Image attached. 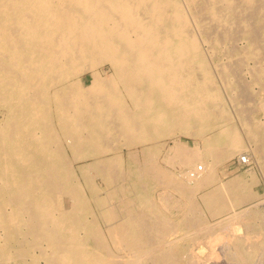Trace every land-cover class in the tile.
<instances>
[{
	"label": "bare ground",
	"instance_id": "obj_1",
	"mask_svg": "<svg viewBox=\"0 0 264 264\" xmlns=\"http://www.w3.org/2000/svg\"><path fill=\"white\" fill-rule=\"evenodd\" d=\"M251 146L264 169V0H0V264H200L219 246L254 264L257 179L220 177Z\"/></svg>",
	"mask_w": 264,
	"mask_h": 264
},
{
	"label": "rangeland",
	"instance_id": "obj_2",
	"mask_svg": "<svg viewBox=\"0 0 264 264\" xmlns=\"http://www.w3.org/2000/svg\"><path fill=\"white\" fill-rule=\"evenodd\" d=\"M222 60H223V58H221ZM223 61H225V60H223ZM105 70H107L108 71V66H105ZM88 78V77H87ZM89 79V78H88ZM248 80H249V77H248ZM246 91H248L249 92V90H246ZM257 91L259 92V90H258V88L257 87H254V89L253 90H250V92H249V94L252 96V95H254L255 96V99H256V95H258V93H257ZM254 93V94H253ZM248 94V95H249ZM253 96V97H254ZM232 105V104H231ZM231 105H229L230 106V108H232V110L234 109L233 108V105L231 106ZM249 105H251V106H249L251 109L253 108V107H255V105L254 104H252V103H249ZM235 122H237V121H235ZM179 139H180V141H182V142H185V143H187L189 146H192L193 144H194V140L192 139V138H190V137H185V136H180L179 137ZM165 140V141H164ZM162 144H165V146L163 147V148H161V149H159L158 150V153H157V157L159 158V162H160V160H161V164L163 165H165V162L164 163H162L164 160H165V158L168 156V147L169 146H172V139H167V138H164L162 141ZM198 143L201 145V142L200 141H198ZM168 145V146H167ZM253 149H254V146H251L250 148H247V149H245L244 151H242L240 154H238V155H235L234 157H232V158H230L229 160H227L222 166H220L221 168L220 169H222L221 170V172H220V177L223 179V180H225V181H227V180H229V179H232V178H234V177H236V176H243L244 177V180L246 181V183L247 182H249V180H250V173H254V175H255V177H256V179H257V182L255 183V185H254V189L261 195V197L259 198V199H257V200H253V201H249V203L248 204H246V206H242L241 207V210L243 209V208H247L248 206H250V205H252V206H255V205H257V206H259L260 208H264V203H261V202H259L260 200L261 201H264V178H262V177H264V171H262V170H264V169H262V165L261 164H259L258 163V161H257V159H256V156L254 155V152H253ZM140 150V149H139ZM126 154V155H125ZM247 154V155H246ZM123 155H124V158L127 160V151L126 150H124L123 151ZM253 155V156H252ZM164 156V157H163ZM243 156H245V157H247V160H248V162L246 163V165H245V163L243 164H241L240 163V159H241V157L242 158H244ZM253 157V158H252ZM142 160V159H141ZM84 163L82 162V161H80V162H78V163H76L75 164V166H80V165H83ZM256 164V165H255ZM128 165H127V161H126V164L124 165V168H123V170H128ZM258 169V170H257ZM249 170V171H248ZM223 171H224V175L222 174L223 173ZM248 171V172H247ZM261 173H260V172ZM247 172V173H246ZM244 174V175H243ZM249 174V175H248ZM261 177H260V176ZM97 185L101 188V189H104V185H102L101 184V182L99 181V180H97ZM257 185V186H256ZM261 186V187H260ZM156 190V189H155ZM154 190V192H155V196H156V194H157V192H159L158 191V189H157V191H155ZM159 190H161V189H159ZM198 200V199H197ZM258 201V202H257ZM197 202H199V204L201 203V200L199 199ZM260 204V205H259ZM64 205H65V208L66 209H68L69 207H70V203H69V201H68V199H66L65 198V200H64ZM69 206V207H68ZM202 206V205H201ZM251 207V206H250ZM93 208H94V206H93ZM201 211H203V213H204V215L206 216V218L211 222V223H214V222H216V221H219V220H221V219H223L224 218V215H220V216H217V217H214V218H209V216H208V214L209 213H207V210H206V208H205V206L203 207L202 206V208H201ZM95 215H97L98 216V212L96 211L95 212ZM181 213L180 214H178L177 215V218H181ZM184 233H186L185 231L184 232H181V234H184ZM189 249H190V251H189ZM188 252L189 253H191V247H188ZM200 251H202L203 252V254H201V259L202 258H204V256H205V258H206V253L208 252V250L206 249V248H203V249H199V248H197V250H196V252H200ZM216 251L218 252V254H220V255H218V259H209V260H201L200 261V264H204V263H206L207 261V263L206 264H237L236 262L234 263L233 262V260L232 259H229V257L227 258V256L224 254L225 252H228V250H225L223 247H221V246H219V247H217L216 248ZM224 251V252H223ZM225 255V256H224ZM223 258V259H222ZM226 258V259H225ZM225 259V260H224ZM202 261H204V262H202ZM258 261V262H257ZM229 262V263H228ZM257 262V263H256ZM256 262H254V264H264V258H261L260 260H256ZM22 262H16V264H21ZM41 264H44V262L43 261H41ZM253 264V263H252Z\"/></svg>",
	"mask_w": 264,
	"mask_h": 264
},
{
	"label": "built area",
	"instance_id": "obj_3",
	"mask_svg": "<svg viewBox=\"0 0 264 264\" xmlns=\"http://www.w3.org/2000/svg\"><path fill=\"white\" fill-rule=\"evenodd\" d=\"M243 157H244V158L241 157V159H240V163H241V164H242V163H243V164H244V163L246 164V163L248 162V160H247V158H246L245 156H243ZM200 169H201V168L199 167L198 170H200Z\"/></svg>",
	"mask_w": 264,
	"mask_h": 264
}]
</instances>
